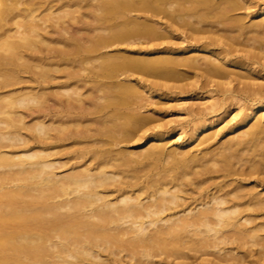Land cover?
Segmentation results:
<instances>
[{
  "label": "bare ground",
  "instance_id": "obj_1",
  "mask_svg": "<svg viewBox=\"0 0 264 264\" xmlns=\"http://www.w3.org/2000/svg\"><path fill=\"white\" fill-rule=\"evenodd\" d=\"M168 1L0 0V264H173L171 258L181 264L191 256L189 250L200 254L209 247L221 249L222 242L258 238L241 221L251 220L248 207L264 210L263 188L244 181L257 173L256 181L264 184V82L246 78L248 71L260 73L253 64L264 60V0L258 2L261 16L249 24L231 15L252 7L249 0ZM159 15L200 33L198 40L209 38L204 50L150 47L165 34L167 22L162 25ZM205 22L206 30L197 25ZM216 23L224 25V33ZM249 29L257 31L255 36ZM121 43L124 51H104ZM217 43L225 46L213 48ZM237 50L246 55L229 58ZM90 61L97 66L89 74L76 71ZM231 64L243 72L230 70ZM180 65L202 70L224 91V85L234 84L237 94L242 91L252 101L245 117L254 122L217 139L214 133L206 136L199 153L191 147L166 151L160 138L139 151L116 147L145 131L153 118L141 110L143 92L167 84L139 77L133 82L128 74L112 78L131 70L174 75ZM83 88L90 95L84 96ZM49 98L53 107L46 103ZM224 101L209 106L219 109ZM36 112L64 123L51 135V125L39 120L33 128L45 134L44 140L73 138L70 146L56 152L52 149L64 143L31 148L27 116ZM70 123L83 126L74 129ZM194 129L189 135L197 134L199 128ZM77 140L82 143L76 148ZM67 152L72 154L64 160L56 156ZM57 163L69 170L58 173ZM208 186L214 191L202 194ZM199 204L204 207L196 210ZM245 252L221 254L213 262L245 264Z\"/></svg>",
  "mask_w": 264,
  "mask_h": 264
},
{
  "label": "rangeland",
  "instance_id": "obj_2",
  "mask_svg": "<svg viewBox=\"0 0 264 264\" xmlns=\"http://www.w3.org/2000/svg\"><path fill=\"white\" fill-rule=\"evenodd\" d=\"M167 1L168 0H166V2ZM172 1L174 4L175 3L177 4L178 0L176 2H174L175 0H172ZM237 1L238 2L241 1L242 4L246 3V0H237ZM260 1L261 0H258V1L249 0V2H251V4H252V7L246 8L244 6L240 9H237L236 11L232 12L231 15L232 16L234 15L233 17H237V16L240 17L241 16L242 20L244 19L246 24L254 22L256 19L259 18L258 16H261V14L259 12H257V10L260 11V7L258 6ZM168 2H170V1H168ZM170 3H167V4H170ZM162 16L165 17V15H162ZM165 18L161 17V18H159V21L162 22V25L167 22L166 23L167 26L165 25V29H164V27L162 28L163 29L162 32H164L166 35L163 34L162 35L163 37H160V38L154 40L153 42L156 41V43H151L150 44L151 46L149 45L150 47H154V45H155L156 48H158V49L164 48L168 51H171L173 49L174 51L180 53L184 50L188 51L191 49L190 47H193L196 45H198V48H200V50H201V47L204 46V44H203L204 41H209V38H202V39H199L200 40L199 41L196 37H199L200 33L198 34V36H197V34H194V32H193V34H191L192 31L191 32L189 31L191 29L188 26H186L189 28V29L187 28L188 29L187 30L186 27L184 28L185 25L182 26L181 24H179V22L178 23L177 22L175 23L173 21L168 22L167 21L168 19H165ZM193 19L195 20L196 17ZM247 21L248 22L250 21V22L248 23ZM200 24L201 25H199V24H197V25L199 27L201 26L200 28L203 27L202 29H205V30H206V28L208 29V26H210L207 24V22H205L204 24L203 23H200ZM216 24H219L220 26L218 25V27L221 28L222 24H220V23H216ZM216 28H217V26H216ZM249 28H251V27H249ZM254 29H249L248 31H246V32H249V34L248 33L247 34L249 36H255L257 31H255ZM219 30H222V28ZM250 30H251V33H250ZM253 30H254V33H253ZM204 32L201 31V33H202L201 35H204V34L205 35H208V34L211 35L210 32H206V31H204ZM219 32L224 33L223 30L219 31ZM164 35H165V37H164ZM192 35L194 36V38ZM190 36L194 40L193 39L191 40ZM241 37L243 38V36H241ZM195 38L197 40H195ZM157 44H159V45H157ZM123 45H124V43L122 45L116 44L115 46L113 45L112 48L110 46V48H106V50L104 49V51L113 52L116 48H119L120 50L124 51L126 44L124 46ZM224 46L225 45H222L221 43H219V44L217 43V45L212 46V47L215 49H218V48L221 49ZM182 48H183V50H182ZM187 48H189V49H187ZM203 50L204 49H202L201 51H203ZM236 54L238 57L241 55H246V52L245 51L243 52L241 50L240 51L237 50L234 54L233 53L230 54V52H229L228 56H229V58L230 57L236 58V56H235ZM96 61H99V60H96ZM261 61L262 62H256L255 65L253 64V69L261 70L260 73L248 71L250 76L249 77L247 76L246 78H248L251 81L264 82V66H263L264 60H261ZM87 64H90L92 66L84 65V66H86L84 68L78 66L76 68L77 69L76 71L79 70L78 71L79 73H81L82 75H85L87 73L89 74L92 71L90 67H92V69H94L93 66L95 64L97 66V63H95V62L92 63V61H90V63H87ZM87 66H89V67H87ZM228 67L230 70L235 69V70L240 71V68H241V71L243 70V67H241L239 65L234 66V64L233 65L231 64V66H228ZM261 67L263 69H260ZM80 68H82V71ZM187 68L188 67L185 68L184 65L178 66V69H177L176 73H174V75H173V73H167V72L161 73V71H158V70H155V71L153 70V72H151L152 70L151 71H149V70L144 71L143 74L140 71L138 73V71L133 70L134 72H132V70H131V71H127L126 74H124L125 72L120 73V75L118 74L117 75L118 77L114 75L115 77L112 79H116V78H120V77L122 79V76H123V78H126V75L128 74L127 77H130L131 78L130 81H133V82H135L136 79L139 77V78L146 79L145 81L148 83H150V81H148L147 78L149 80H151V81L153 80L157 83L163 82V83L167 84L165 86H159V87L151 86L150 93L146 92V91H144L145 93L143 92L141 100L143 99L142 102L144 103L143 104L144 107H142V109L141 108L140 109L144 113L151 115V117H153L151 119L152 121L150 120V124L148 127H146L147 129L145 131H141V132L139 131L138 134L130 136L131 137V138L129 137L130 139L122 140L119 145H116V147H123V148L127 147L126 150L129 149V151H130L132 149V151H139V150H142L141 148L148 146L150 144L149 141L152 140L153 138L154 139L160 138L159 142L161 144L165 145L166 151H170V150L173 151L177 147L176 151H178L180 153V151L185 150V149H189L191 147L190 149L192 151L199 153L200 152L199 149L201 150V148L203 146H205V144H207V143H203L204 141H202L204 138H208L206 136H209L210 134H211L210 136H212L214 133L213 136L216 137V139H217L222 134L224 135L226 133V134L230 135L229 133H232L234 130L238 131L240 128L243 130L244 129V128H242L244 126L243 124H248V126H249L254 122V120H252V119H248V121L246 120L247 117H245V116L247 115L248 112L251 111L249 109L254 108V106L252 108L249 107V104H251L252 101L247 100L245 98L244 92L242 93V91H241V94H240V92H239V94H237L238 92L234 91L236 89L233 88L234 84H232L230 86L228 84L224 85L225 87L227 86V89H225L226 91H224L220 87L216 88V84L213 85L215 82L214 81L211 82L208 79L209 77L205 73H203L202 70H195V69L192 70L191 68H189V69H187ZM244 73H247L245 68H244ZM251 75H253L254 77ZM196 78L199 79V81L197 83H195L197 86L194 85V87H193L192 85H190V86L187 85L188 87L185 86L186 88H184V86L182 88L179 87V86L185 84L186 81H193V79L195 80ZM214 79L220 80V81L224 80L222 78H221L222 79L221 80L219 77L218 78L216 77ZM208 80H209V82H208ZM204 82H206V83L208 82L207 84H209V86L208 85L205 86ZM202 84L204 87L202 86ZM52 85H54L55 87H58L54 83H52L51 86ZM53 88H52V90H53ZM55 89H57V88H55ZM194 89H196V90H194ZM229 89H230V91H229ZM79 90L84 91V94H83L84 96H86L87 94L90 93L89 90L86 91V89H84V88L79 89ZM232 91L235 93L234 98L230 95V94H232ZM151 93H153V95H151ZM235 96H236V98H235ZM49 99L46 100V103H48V105H50V107H53L55 105V100L53 98H49ZM224 100H228L227 103H225L226 106L224 105L223 107H220L219 109L216 107L213 109L212 107L209 106V105H211V102H217V101L218 102H225ZM193 107H194V110H192ZM196 109L200 110V112H199L200 114L195 113ZM201 109H202L203 113H201L202 112ZM152 113H153V116H152ZM39 114H41V115H39ZM36 115H38V116H36ZM28 116H27L28 124L30 125V127L32 126L31 128H29V134L31 135V137H33L29 142L31 144L30 145L31 148L33 147L34 149H36V148L39 149L40 146L42 148L43 145H46V143H57V144L58 143L59 144L64 143L63 145L60 144L58 147L52 149L53 152H56L58 150V148L63 149L64 145H65V147L70 146V144L73 142L72 141L73 138L72 139H63V140H59V141H54L51 138L44 140L43 135H45V134L40 133L36 128H33V126H35V124L39 120H44L45 123L50 124L52 127L50 129L51 135L57 134L58 133L57 131L60 128V125L62 127L64 124V123H62L61 120H59V119L57 120L58 117H56V116L52 117L51 115H47L45 117L42 115V113L37 114V112L32 113V114H28ZM52 119H55L56 121L52 122L53 121ZM89 123L94 125L93 122H89ZM71 124L73 125V123H70L68 125L71 126ZM81 125L82 124H80L79 127ZM73 126H75V128ZM73 126H71V127L74 129H76V127L79 128L78 125H76V124H74ZM95 127H96V123H95ZM194 127L199 128L198 131H196L197 136L196 135L192 136L193 135L192 133L195 132ZM215 133H217V134H215ZM189 134H192V135H189ZM35 136H36V138H35ZM46 136L48 137V135H46ZM214 137L208 139L212 142V144L216 142V139H214ZM200 138H202V139H200ZM212 139H214V140H212ZM74 143H76L75 147L76 146L80 147V143H82V142L79 143V141L77 140ZM218 144H219V142H217L215 145H218ZM212 147H215V146L213 145ZM71 154H72L71 152H67L64 154L63 153L62 154H56V156H57V158L59 157L58 159L64 160L66 158H69L68 156H71ZM56 156L53 155V157L51 156V158H54V157L56 158ZM56 165L58 166V168L57 167L56 168L54 167V168L60 174H64V172L66 173L69 170V168L67 166L63 168V167H59V163H57ZM238 165H239V163H238ZM255 174H253V176L249 178L250 180L247 179L244 181L245 182L247 181L246 182V183H248L247 185L253 183L251 186L258 184V187H256V189L259 188V190H260L263 188L262 190L264 191V184L262 182L258 183V181H256V177L258 174L257 173H255ZM260 176H262V175H260ZM234 177H235V175H233V177L232 176L220 177V179L218 178L217 180H232V178H234ZM213 189H214L213 187L208 186V188H206L205 191L203 190L202 194H204V193L206 194L207 193L206 191H208V192H210V190L214 191ZM191 191L192 190H190V191L188 190V193ZM195 192L196 191H192V194L194 196H198L199 193L196 192L197 194H195ZM188 193L187 192L185 193V191H184L182 194L183 195L185 194L186 196H188ZM189 195H191V194H189ZM200 196H201V194H200ZM200 196H198V197H200ZM188 199L190 200L191 198H188ZM146 200H149V199L147 198ZM180 200H184V199L181 198ZM191 206H193V205H191ZM200 207L202 208V207H204V205L201 206L199 204L196 207V210H198L197 208L200 209ZM248 208L249 209L251 208V210H249L246 213V216H247V214H248V216L251 215L252 218L251 217L250 218H251V220L252 219L253 220L246 222L245 220L241 219V220H243L241 222L244 223L248 228L250 227L249 229L251 230V232L252 231L256 232V236L258 238H252L251 237V238H246L245 241H241V240L237 239L234 241H229V242H224V243L222 242V243H220L221 247H222L221 249H218L217 247L216 248L211 247V249L213 248L211 250L209 247L208 250H210L209 251L210 253H207L208 250L206 248L205 249L203 248V249H204V251H207V252H204L202 250L203 252L200 251V254L198 253L199 251L193 250L194 252H192L189 250V253L191 256L185 260L183 259L185 261V263L182 262L181 264H214L213 261H215L216 258H217L216 261H219L218 259H219V256L221 254L224 255L223 257H225V256L231 257L230 254H232V255L237 254L238 255V253H240V252L243 253L244 251H246L245 253L248 254L247 259H249V261L247 260L248 262L246 261L245 264H264V246H262V245H264V242H263L264 241V238H263L264 237V210H262V209L256 210L255 208H254L255 210H253L252 209L253 207H248ZM182 213L184 214L183 211H182ZM178 215H181V212H179ZM228 228H226L224 230L225 231L229 230ZM261 238H262V240H261ZM220 250H222V251H220ZM217 251L218 252L220 251V254ZM224 252H226V253L224 254ZM242 253L239 255H242ZM260 255L262 256V259H259ZM158 256L160 257V260H161L162 256L161 255H158ZM158 256L157 257L154 256V257H156L154 259L159 260ZM201 257H204V258H201ZM205 257H207V258H205ZM171 260H170V262H172L174 264V262H173L174 260L172 258H171ZM177 260L178 259H176L175 261H177ZM180 260H182V259H180ZM188 260H190V262ZM231 261L232 260H230L229 262H231ZM160 264H165V263H160Z\"/></svg>",
  "mask_w": 264,
  "mask_h": 264
}]
</instances>
